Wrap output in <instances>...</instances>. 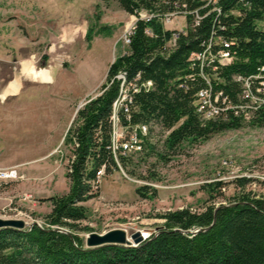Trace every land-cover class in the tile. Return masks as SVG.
I'll use <instances>...</instances> for the list:
<instances>
[{
	"label": "rangeland",
	"instance_id": "rangeland-1",
	"mask_svg": "<svg viewBox=\"0 0 264 264\" xmlns=\"http://www.w3.org/2000/svg\"><path fill=\"white\" fill-rule=\"evenodd\" d=\"M185 19L166 27L186 29ZM134 21L115 0H0V172H16L0 179V219L45 227V199L69 189L66 135L76 111L100 94ZM247 116L239 129L172 152L167 133L150 125L144 152L126 170L101 174L98 196L83 204L86 219L75 231L83 246L90 233L157 234L165 213L263 196L264 123L250 125Z\"/></svg>",
	"mask_w": 264,
	"mask_h": 264
},
{
	"label": "trees",
	"instance_id": "trees-1",
	"mask_svg": "<svg viewBox=\"0 0 264 264\" xmlns=\"http://www.w3.org/2000/svg\"><path fill=\"white\" fill-rule=\"evenodd\" d=\"M115 1L122 11L135 16L141 11L163 15L174 11L175 3L179 11L187 12L184 34H178L174 47L169 48L175 32L164 28L159 18L136 22L127 52L109 66L100 94L77 111L68 130V192L45 199L51 204L45 227L0 229V264H264V195L252 198L246 194L200 213L189 209L165 213L159 216L163 220L160 231L134 248L84 250L83 241L75 234L76 225L86 219L83 204L99 194L98 172L110 176L132 164V155L117 154L115 158L111 151V115L122 90L117 75L125 74L123 88L127 89L117 113L119 126L148 128L143 152L150 125L167 133L163 145L172 152L185 142L195 144L241 128L247 113H251L248 124L264 123V86L260 85L264 84V30L258 28L264 21V0H215L214 6L202 0H169L168 4L163 0ZM214 7L220 13L213 11ZM195 13L201 18L197 26ZM218 38L230 45L231 61L217 65L216 71L203 66L208 86L200 64L191 65L189 58L202 53L208 44L212 55L217 54L222 49ZM236 77L248 80L251 95L260 101L252 103L245 98L243 82ZM147 82H151L150 88L144 87ZM208 88L212 98L221 94V111L215 118L203 119L194 103L198 91ZM258 89L262 91L258 93ZM222 186L220 181L213 185L218 190ZM143 190L147 188L137 193L144 195Z\"/></svg>",
	"mask_w": 264,
	"mask_h": 264
},
{
	"label": "built area",
	"instance_id": "built-area-1",
	"mask_svg": "<svg viewBox=\"0 0 264 264\" xmlns=\"http://www.w3.org/2000/svg\"><path fill=\"white\" fill-rule=\"evenodd\" d=\"M206 5H212L214 6L216 4L215 0H202ZM164 4H168L169 0H163ZM213 11L216 13H220V10L217 8H213ZM187 12L186 11H179L178 6L174 3V11L164 13L163 15H153L145 11H141L138 13L137 16H135V21L132 24L129 32L127 33L125 37V42L128 45L129 44V36L131 35L134 26L137 21L143 20L145 22H148L152 20L153 18H159L160 21L162 22L164 28L166 27V24H169L171 20L179 17V16H186ZM236 14V13H234ZM200 17L195 13L194 17V25L197 26ZM258 28L261 30H264V21L258 23ZM185 29H180V30H171L174 31L175 34H173L172 39L169 41L167 47L173 48L175 45V41L177 38L178 34H184ZM217 41L221 44L222 49L215 55H212L211 53V45L208 44L205 49L203 50L202 53H195L191 54L189 58V62L191 65L194 64V62H198L200 64V72L201 76L204 78L206 83L209 86V80L206 78V76L203 74V66L205 67H211L212 71H216L217 65L218 66H225L230 63L231 61V55L229 51L227 50L229 48V44L222 39L218 38ZM119 80L125 81V74L120 73L116 77ZM257 79V78H256ZM236 81L238 82H243V95L245 98H250V101L252 103H255L257 101H260V99L253 97L250 92V83L248 80H243L240 77L235 78ZM261 86H264L263 83H260ZM145 88H150L151 87V82H147L144 85ZM210 88V87H209ZM202 89L198 91L196 94V99H195V108L198 114L202 116L203 119H212L215 118L216 116L219 115V112L221 109L219 108V97L220 93L217 95H214V97H211V92L210 89ZM262 90L258 89L257 92H261ZM126 99V91L121 90V95L120 98H118L114 104H113V111L111 115V122H112V132H111V151L114 157L116 158L117 154H122V155H136L139 153L143 152V138H145L148 134V128L146 126H137L134 129L127 130L123 129L119 126L118 123V117L117 113L119 108L122 106V103ZM122 101V102H121ZM121 103V104H120ZM224 103V100L222 101V104ZM120 104V105H119ZM103 174V171H99L97 174V181L99 179V176ZM16 176V172L12 171H5V172H0V179L2 180H7V179H13ZM198 231V229H194L190 231L189 233L194 234ZM151 236V233H140V237L142 241H145L149 239Z\"/></svg>",
	"mask_w": 264,
	"mask_h": 264
},
{
	"label": "water",
	"instance_id": "water-1",
	"mask_svg": "<svg viewBox=\"0 0 264 264\" xmlns=\"http://www.w3.org/2000/svg\"><path fill=\"white\" fill-rule=\"evenodd\" d=\"M31 227L32 225L27 230H29ZM24 228L25 224L21 220L0 219V229L24 230ZM209 228L210 227L199 229L198 231H206ZM58 231L66 233L71 237V235L64 229H58ZM140 243H142V239L138 232L131 233L127 236L126 232L123 230H112L103 234L90 233L89 235H87L85 239L84 250H95L105 246H121L125 248H134L137 247Z\"/></svg>",
	"mask_w": 264,
	"mask_h": 264
},
{
	"label": "bare ground",
	"instance_id": "bare-ground-1",
	"mask_svg": "<svg viewBox=\"0 0 264 264\" xmlns=\"http://www.w3.org/2000/svg\"><path fill=\"white\" fill-rule=\"evenodd\" d=\"M118 80H119V79H118ZM119 81H121V89H122L123 91H126V92H127V89H124V88H123V84H124L125 81H122V80H119Z\"/></svg>",
	"mask_w": 264,
	"mask_h": 264
},
{
	"label": "crops",
	"instance_id": "crops-1",
	"mask_svg": "<svg viewBox=\"0 0 264 264\" xmlns=\"http://www.w3.org/2000/svg\"><path fill=\"white\" fill-rule=\"evenodd\" d=\"M167 29V28H166ZM168 30H170V29H168Z\"/></svg>",
	"mask_w": 264,
	"mask_h": 264
}]
</instances>
